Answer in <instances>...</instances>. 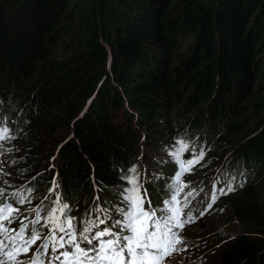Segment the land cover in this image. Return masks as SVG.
I'll list each match as a JSON object with an SVG mask.
<instances>
[{
    "label": "trees",
    "instance_id": "16d2710c",
    "mask_svg": "<svg viewBox=\"0 0 264 264\" xmlns=\"http://www.w3.org/2000/svg\"><path fill=\"white\" fill-rule=\"evenodd\" d=\"M62 34L70 35L62 42L70 50L57 59ZM263 67L264 0H0V102L13 82L34 77L20 137L32 193L47 195L52 172L35 165L55 148L53 170L67 203L89 198L91 173L109 190L135 162L139 134L129 108L145 135L166 132L153 128L163 112L174 126L184 121L179 135L191 147L203 130L197 150L236 144L222 174L236 178L227 217L232 212L240 228L211 264H264ZM50 104L72 134L61 142L53 135L45 150L36 128Z\"/></svg>",
    "mask_w": 264,
    "mask_h": 264
},
{
    "label": "snow or ice",
    "instance_id": "6c2138e0",
    "mask_svg": "<svg viewBox=\"0 0 264 264\" xmlns=\"http://www.w3.org/2000/svg\"><path fill=\"white\" fill-rule=\"evenodd\" d=\"M5 121L6 118L0 119V157L15 150L7 145L17 139ZM185 154L188 158L182 159ZM169 155L176 162L177 170L167 184L169 198L163 200V207L154 208L144 199L147 191L142 192L138 168L132 165L128 168L129 175L123 177L129 184L123 189V206L115 209L120 218L112 220L109 210L100 207V198L96 196L97 215L80 229L73 224L75 218L70 215L71 205L64 201L55 177L43 198L50 204L46 206L42 202L27 209L31 219L21 212L26 203H31L22 193L31 194L34 187L9 192L10 182L4 179V186L0 187V264H164L173 252L187 251L181 231L195 217L188 211L182 218V212L189 207L188 197H192L196 189L184 193L188 182L182 184L181 179L204 160L206 152L203 148L191 147L186 140L177 139L176 147ZM9 163L14 165L16 160ZM9 175L0 161V176ZM222 180L224 186L217 188ZM235 182L236 178L227 172L218 177L212 185L211 202L200 216L213 207L218 199L217 192L227 195L235 191ZM240 186L243 187V183ZM180 193H184L182 203L178 199ZM146 202L148 208L144 207ZM178 203H181L180 208L175 207ZM101 211L103 217L99 215ZM17 223L18 227H12ZM178 245L184 246L180 248Z\"/></svg>",
    "mask_w": 264,
    "mask_h": 264
},
{
    "label": "rangeland",
    "instance_id": "374dc122",
    "mask_svg": "<svg viewBox=\"0 0 264 264\" xmlns=\"http://www.w3.org/2000/svg\"><path fill=\"white\" fill-rule=\"evenodd\" d=\"M191 38L192 36L189 34L186 38L179 41V43L175 46L176 51L181 52L182 50H184V48L191 41ZM69 39V34H62L61 37H59L57 46L54 51H52L55 58L59 59L60 57H62L60 56L62 54L64 57L66 56L67 52L70 50V47L63 45L62 42L68 43ZM262 71L264 72V67ZM31 74L33 75V73H30V77L28 75L20 77L19 80L11 84L13 94H10L9 99L14 97L15 100H19V102L17 103L18 111L20 113L24 112L29 102V100H26L23 96L25 95L28 97L31 91L34 90L33 87L31 88L34 81V77ZM115 85L117 88H119L117 84ZM10 103L12 104L11 100ZM179 105L180 104H177V107ZM129 109L132 113L131 116H129V125L136 128L139 134V142L137 144V150L135 151V159L137 161L136 166L139 169L141 165H146L153 172L155 177L154 179L158 184V191L160 188L161 192L163 193V195H161V193L158 192L159 202L162 204L163 200L169 198L167 184L171 182V177L177 170V164L169 155V153L175 149L176 140L180 139L179 137H176V135L179 133L180 129L183 128L182 125L184 124V121L177 120L176 122L181 125L178 127L170 124L169 122H165L167 118L162 116L163 112L162 114H156L153 116V121L155 122V126L153 128H163L166 130V132H164L163 134H159L158 130H153L154 133L145 135L143 132L145 128H140L138 126L139 124H141V121H138L135 117L134 109ZM57 111H59V108L54 104H50L45 107V113H47V115L45 114V116L41 117L40 122H38L39 126L36 128L39 136V138H36L38 141L37 144L41 143L43 149L45 150L50 147L53 135H61L59 140V142H61V140L66 137V131L68 136H71L72 134V131L69 127L70 124L67 125L68 128L62 125L63 123H66V121H64V119H62L61 117L58 119V117L56 116ZM2 113V117L6 118L7 120L9 118V114L6 111V108L2 110ZM118 117V120H125L122 119L124 117L122 116V114L120 115V113L118 114ZM19 120H21V118H19ZM5 122L7 123V121ZM11 130L12 134L18 137L16 140L12 141L10 145L7 146L14 147L15 150L8 156L0 157V161L3 162L5 172L11 174L6 177L0 176V187L4 186L2 183L4 179L9 180L11 185V187L8 188L9 192L15 191L17 188H27V180H30L33 176V174L27 176L24 172V165H22L23 161L26 160H23V158H21V156H24L26 154V149L24 147L26 142L20 140V137L26 132L25 126L23 125L20 128ZM202 133L203 130H200L199 134L197 135V146L199 138H202ZM235 145L236 144L233 143L223 149H218L219 151L215 153L214 151H212V149L207 150L204 160L201 161L199 165L195 166L191 174H188L186 172V174L182 177V184L184 181L188 182V187L184 189V193L191 191L193 188L196 189V192L193 193V196L188 197L190 203L188 208L183 209L185 213L188 211L200 212L205 209L206 205L209 202H211L213 182L218 177L222 176L223 162H227L226 159L229 157L232 148ZM32 148L34 151L37 150V146H32ZM56 151L57 150L55 148L53 152L47 155V157L41 155V158H37V160L43 161L41 163V166L35 165V167L37 168L40 167L42 171L45 169L51 170L52 175L49 179L50 181L53 180V172L56 171L53 170L56 168ZM181 158H188V156L187 154H185ZM13 159L16 160V163L14 165L9 163ZM30 166L31 165H29V167ZM21 169L22 172H20ZM147 171L145 173H147ZM126 175H129V173L127 172ZM261 176L264 177V170L261 172ZM263 177L261 179H263ZM140 179L141 178H139V181ZM223 184V181H221V183L217 185V188L223 187ZM126 187H129L126 179H124L123 177L117 179L115 182L111 183L109 192H107V197L110 199V201H113L115 203H122L123 189ZM184 193H180L178 196V199L181 201V203L184 199ZM22 194L28 196L31 200V203H26L21 209V212L23 214L29 216L31 214L26 210L31 209L37 204H40L44 200V196L34 195L33 193L29 194L27 192H23ZM226 196L227 195H220L219 192H217L218 199L213 204V207L209 209L205 213V215L194 225L188 226L186 229H183L181 231V235L184 237V244L188 246L187 251L177 252L175 255L171 256L168 259L167 264H183V262L186 260H189V263L191 264H211L213 257L217 255L223 247H225V244L230 241L232 235L238 234L237 230L238 228H240V225L235 215L230 212L229 216L227 217V214L230 210L229 200L234 198L236 196V193H230L227 197ZM94 198H92L91 195L88 199H83L81 202H74L72 200V202L70 203L72 208L70 215L75 218L73 221L77 227L81 225L83 219L87 215H89V213H86V209L94 203L97 205ZM64 201L67 202V199H65ZM181 203H178L176 205L181 207ZM99 205L102 209L107 208L111 216L115 214L112 202H107L106 205H104L103 203H99ZM183 246L184 245H178V247L180 248H183Z\"/></svg>",
    "mask_w": 264,
    "mask_h": 264
},
{
    "label": "clouds",
    "instance_id": "9594fccd",
    "mask_svg": "<svg viewBox=\"0 0 264 264\" xmlns=\"http://www.w3.org/2000/svg\"><path fill=\"white\" fill-rule=\"evenodd\" d=\"M10 100H11V102H12V104L10 103ZM14 103H15V101L13 100V99H9V100H7V101H3V102H0V119H2L3 117H2V115H3V113H2V110L3 109H5L6 108V111H7V113L9 114L8 115V119L6 120L7 121V125L9 126V128L10 129H17V128H20L21 126H23L24 124H22V122L24 121V119L23 120H19V118H21V113L18 111V109L14 106ZM15 109H17V110H15ZM14 110L16 111V112H14ZM131 112V111H130ZM135 115V114H134ZM136 116V115H135ZM176 137H181L182 138V136H181V134L179 135V133L176 135ZM130 166V165H129ZM129 166H127L126 167V169H124V170H120L119 172L120 173H123V174H120L119 175V177L117 176V178L119 179V178H121V177H124L125 176V173H126V171H127V168L129 167ZM122 175V176H121ZM117 180V179H116ZM91 181L92 182H95L96 183V185H97V187H98V191L96 192L97 193V196H99V197H107L108 196V193L107 192H109V190H106L105 188H103L102 186H101V184L98 182V180H97V178L91 173V175H89V183H90V188H91V195H93V189H92V184H91ZM109 185H111V184H109ZM111 186H109V188H110ZM104 193L106 194V195H104ZM90 195V196H91ZM89 196V197H90ZM88 199V198H87ZM78 201H80V200H78ZM81 202V201H80ZM192 225H194V222H192V223H190V224H188V225H186L185 226V228L184 229H186L188 226H192Z\"/></svg>",
    "mask_w": 264,
    "mask_h": 264
}]
</instances>
